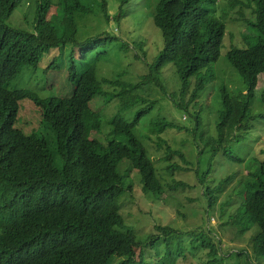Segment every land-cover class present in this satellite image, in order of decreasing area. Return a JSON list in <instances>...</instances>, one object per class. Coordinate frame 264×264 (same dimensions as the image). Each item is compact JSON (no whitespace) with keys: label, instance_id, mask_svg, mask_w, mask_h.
Here are the masks:
<instances>
[{"label":"trees","instance_id":"obj_1","mask_svg":"<svg viewBox=\"0 0 264 264\" xmlns=\"http://www.w3.org/2000/svg\"><path fill=\"white\" fill-rule=\"evenodd\" d=\"M251 1L256 3L254 24L260 34L258 42L248 49L232 48L228 52L230 64L250 92L249 96L241 98H231L226 90L222 92L223 111L217 140L222 143L227 130L241 128L251 111L252 94L260 78H264V0ZM20 2L0 0V264H111L116 258L122 260L120 264L186 261L188 257L183 250L177 252L175 246L171 248L170 240L182 234L168 226H156V233L148 236L147 246L163 253L162 256L159 253L157 259H149L143 247L140 249L142 245L134 229L126 225L121 214V198L128 190L119 171L123 160L132 161L145 193L165 194L151 154L136 133L141 120L151 113L155 104L139 109L132 121L121 112L116 114L104 142L86 135L87 127L100 131L104 123L102 114L93 112L90 107L97 97L103 96L96 74L97 61L92 55L117 38L107 34L77 42L75 16L93 12L81 0H59L56 6L60 9L62 23L58 27L46 18L48 9L53 6L48 2L39 11L31 31L12 28L6 21ZM206 2L159 1L154 24L162 32L164 48L152 72L135 85L106 81L120 90L118 96L112 97L122 101V112L140 102L147 103L139 92L155 84L157 76L167 66L175 67L186 89L189 86L185 84L199 78L193 102L206 83L215 79L209 71L221 55L226 27L205 7ZM107 3L101 0V11L109 21ZM69 45L77 47L76 52L71 48L69 56L67 74L73 89L69 98L42 99L29 90H7L22 77L26 68L38 69L51 50L61 48L64 52ZM58 67L56 60L48 71ZM24 101L32 102L37 109L39 120L51 133V141L38 132L39 128L25 131L19 118ZM183 108L189 110L186 105ZM150 128L160 137L163 131L176 129V126L160 119L154 120ZM162 144H167L166 161L178 156L190 165L182 149L176 150L166 142ZM229 158L243 162L236 157ZM167 170L174 173L189 168L173 163ZM231 181L229 177L220 188L204 192L210 198L211 207L217 202V192ZM187 186L179 182L170 189L175 192ZM240 194L239 206L230 218L231 226L240 235L255 228L252 248L256 254H264V160L255 173H250ZM210 235L200 231L193 239L191 254L202 250L208 259L206 264H223L226 258L220 257L219 239ZM242 255L237 254V257Z\"/></svg>","mask_w":264,"mask_h":264},{"label":"rangeland","instance_id":"obj_2","mask_svg":"<svg viewBox=\"0 0 264 264\" xmlns=\"http://www.w3.org/2000/svg\"><path fill=\"white\" fill-rule=\"evenodd\" d=\"M159 1L107 0L108 21L101 11V0H81L93 12L75 16L78 21L77 42L107 34L117 38L92 55L97 61L96 74L103 96L97 97L90 107L93 112L102 114L104 123L100 131L87 127L86 135L104 142L110 133V127L112 128L110 121L116 114L121 112L127 120L132 121L139 109L148 108L154 103L153 110L141 120L136 133L151 154L165 194L156 196L145 193L140 175L132 167V161L126 159L119 164L120 174L128 186L121 198V214L126 225L134 229L137 240L142 245L140 249L143 247L142 250L149 259H157L160 257L159 253L162 256L163 253L157 247L151 249L147 246V238L151 233H156V226H168L182 234V237L170 240L171 248L175 246L177 252L183 250L184 256L188 257L178 264L208 262L206 253L202 250L198 254H191L193 239L200 235V231L219 239L217 243L222 247L220 257L226 258L223 264H264V254H256L251 245L256 229L240 235L232 228L230 220L239 206L244 182L264 160L263 77L252 94L249 103L251 111L241 128L227 130L225 142L217 141L220 139L218 125L223 111L222 92L226 90L231 98L249 96V88L230 64L228 52L232 48L248 49L258 42L260 34L254 24L256 3L251 0H216L215 3L207 0L205 3V7L211 9L213 15L225 24L226 30L219 60L209 71L214 74L215 79L206 83L196 102H193V96L199 78L185 84L189 86L186 89L180 82L175 67L170 65L157 76L155 84L148 85L139 92V96L147 101L146 104L140 102L122 112V101L112 97L118 96L120 90L106 81L135 85L152 72L164 48L162 32L154 24ZM48 2L53 6L48 9L46 18L55 26H60L62 15L56 6L59 0H21L6 21L7 25L31 31L39 11ZM71 48L76 52L77 47L72 45L67 46L64 52L61 48L51 50L44 56L38 69L26 68L22 77L10 84L7 90H29L42 99L69 98L73 91L67 74ZM99 55L102 56L97 60ZM56 60L59 67L48 71ZM185 105L189 110L183 108ZM19 118L25 131L39 128L38 132L52 140L50 131L45 130L32 102L22 103ZM160 119L174 123L176 129L169 128L158 137L151 132L150 127L154 120ZM162 142L176 150L182 149L190 165H186L178 156L166 161L167 144L163 145ZM229 156L243 162L234 161ZM56 163L59 164L58 157ZM173 163L188 167L189 170L171 173L167 168ZM229 177H232V181L217 192V202L211 207L210 198L204 192L220 188ZM179 182L188 186L172 192L170 187ZM237 254L243 255L238 258ZM121 261L116 258L111 264H120Z\"/></svg>","mask_w":264,"mask_h":264}]
</instances>
